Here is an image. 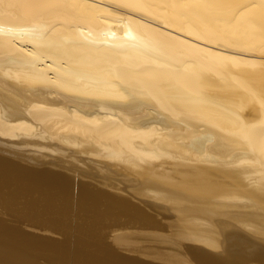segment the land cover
Listing matches in <instances>:
<instances>
[{
    "label": "bare ground",
    "instance_id": "1",
    "mask_svg": "<svg viewBox=\"0 0 264 264\" xmlns=\"http://www.w3.org/2000/svg\"><path fill=\"white\" fill-rule=\"evenodd\" d=\"M7 147L89 154L93 171H115L131 190L100 174L77 179L74 200L60 160L0 155V264H83L31 240L58 234L83 250L108 233L116 262L147 264L146 228L161 229L162 210L198 254L224 247L198 264L263 257L235 229L264 243V0H0ZM163 250L162 264L190 263Z\"/></svg>",
    "mask_w": 264,
    "mask_h": 264
},
{
    "label": "rangeland",
    "instance_id": "2",
    "mask_svg": "<svg viewBox=\"0 0 264 264\" xmlns=\"http://www.w3.org/2000/svg\"><path fill=\"white\" fill-rule=\"evenodd\" d=\"M45 143H40V146H42V145H44ZM47 145H48V143H47ZM44 146H46V144L44 145ZM43 146V147H44ZM49 146V145H48ZM50 146H53V145H50ZM14 147H12V149H13ZM82 148V147H81ZM80 147L79 148H77V151L78 150H82ZM5 149H7V151L5 150ZM9 148L7 147V148H4V149H1L0 148V155L3 157V156H5L6 158H8V159H14V161H18L19 162V160H20V163H21V160L23 159V162L21 163V164H23L24 162L26 163L25 165H28V166H32V167H34L35 165H41V164H39V162H41L40 160H43L44 158H45V161H46V165L45 166H48V167H50V165H51V161H54L55 159H57V160H60L61 161V163L59 162H56L55 163V161L54 162H52V164L54 163V164H57V165H61L62 166V169H60L59 167V169H57V167L55 168L54 167V169H57V170H61V171H63L62 173L63 174H65V175H75L76 177L78 176V177H80V178H76L75 176H71V178L73 179V177H74V180H70V181H74V185L72 184V182H70L71 184H72V187H71V190H72V192L74 193V194H72V196L74 197V200L76 199V189H77V179H79L78 180V182L80 181V180H82V182H85V181H88L89 179H91L90 177H92V178H94V179H97V180H99V179H101L100 178V176L101 177H103V176H105V177H103V178H106V176L108 177V178H110V179H112V178H114V179H116L115 181H116V183L119 185V182H120V185H121V183H122V186H120L121 188H124L125 190H131L130 188H128L127 186H128V183L129 182H127V183H125V181H123L122 182V176H120V174H118L117 172H111L112 173V175H111V173L110 172H108V170H107V172H104V171H98L97 169H96V171H98V172H96V171H93V170H95V166L91 163V162H93V161H95L94 159L96 158V157H92V156H90L89 154L88 155H86L85 153H78V154H76L75 152V154L73 155V153H69L68 152V158H64V157H66L67 156V153L66 154H58V153H56V154H54L53 155V152H49V150L47 149L46 150V148H42L41 150H43L42 152H40L42 155L44 154L45 155V157L44 158H38L37 157V155H35V153H37V154H40L39 153V151H36V150H34L32 147H28V149H22V151H20L19 150V147H18V149L16 150V148L12 151H10V149L8 150ZM33 149V150H32ZM64 149V148H63ZM76 149V148H75ZM67 150V149H66ZM65 150V151H66ZM69 150V149H68ZM67 150V151H68ZM5 151V152H4ZM17 151V153L15 154V152ZM19 151V152H18ZM36 151V152H35ZM25 152V153H24ZM34 152V153H33ZM7 153V154H6ZM14 153V154H13ZM30 153V154H29ZM32 153V154H31ZM23 154V155H22ZM53 156H52V155ZM70 154V155H69ZM29 157H27V156ZM47 155V156H46ZM50 155V156H49ZM62 155L64 156L63 157V159H62ZM72 155V156H71ZM76 155H78V156H76ZM0 156V157H1ZM31 156V157H30ZM35 158H34V157ZM59 156V157H58ZM74 156H76V157H74ZM24 157V158H23ZM55 157V158H54ZM58 157V158H57ZM61 157V158H60ZM69 157H71V158H69ZM73 157V158H72ZM17 158V159H16ZM21 158V159H20ZM28 158V159H27ZM34 158V159H33ZM36 158H38V160L36 159ZM88 158V159H87ZM91 158H94V159H91ZM19 159V160H18ZM26 159V160H25ZM30 159V160H29ZM34 160V161H32V160ZM54 159V160H53ZM66 159V160H65ZM76 159V160H75ZM96 159H98V158H96ZM25 160V161H24ZM36 160H37V162H36ZM49 160V161H48ZM69 160H70V163H69ZM90 160V161H89ZM91 160H93V161H91ZM104 160V159H103ZM44 161V160H43ZM48 161V162H47ZM65 163L66 161L69 163H63V162ZM105 161V160H104ZM36 162V163H35ZM79 164H78V163ZM88 162V163H87ZM101 162H103V161H101ZM105 162H108V161H105ZM27 163H30V164H27ZM47 163H49V165L47 164ZM63 163V164H62ZM71 163H72V165L74 166V167H77L78 166V169L76 168V169H73L74 167H69L68 168V165L70 166L71 165ZM74 163V164H73ZM80 163H82V164H80ZM91 163V164H90ZM108 163H110V162H108ZM94 164H95V162H94ZM101 164H103V163H101ZM66 165V166H65ZM109 165V164H108ZM80 166V167H79ZM85 166V167H84ZM93 166V167H92ZM51 167H53V166H51ZM67 167V168H66ZM89 167H90V169H89ZM71 168H72V170H71ZM93 168V169H92ZM79 169H83V170H79ZM70 170L72 171L71 173H70ZM86 170V171H85ZM92 170V171H91ZM80 173H79V172ZM83 171H84V173H83ZM74 172V173H73ZM84 174V175H82V173ZM91 172H93L92 174H94L95 175V172H96V174L97 175H95L96 177H98L100 174V176L98 177V178H96L95 176H89V174L90 175H92L91 174ZM102 172H103V174H106V175H103L102 174ZM77 173V174H76ZM89 173V174H88ZM114 173H115V175H114ZM85 174H87V175H85ZM108 174L110 175V176H108ZM117 174V175H116ZM120 177H122V178H120ZM115 176H116V178H115ZM88 177V178H87ZM119 179H118V178ZM84 178V179H83ZM86 178V179H85ZM102 178V179H103ZM113 179V180H114ZM121 179V180H120ZM75 180H76V182H75ZM120 180V181H119ZM89 181H91V180H89ZM70 184V185H71ZM125 184V185H124ZM73 186L75 187V189L73 188ZM125 186H126V188H125ZM130 187V186H129ZM128 188V189H127ZM74 190H75V192H74ZM109 190H111V189H109ZM131 193V192H130ZM76 194V195H75ZM126 194V193H125ZM133 195V194H132ZM133 200V199H132ZM134 201H136V199H135V197H134ZM150 210V209H149ZM163 211V210H162ZM160 212V213H163V212H165V211H163V212ZM151 212H153V211H151ZM159 213V219H160V221H162V223L163 222H165V224L161 227V229H159V228H156L157 226H154V225H151V224H149L150 226H148L147 228H146V230L148 229V228H150V229H148L147 231H149V233L152 231L154 234L153 235H150V241H149V238H148V240H147V243H145V245L147 246V249H146V252H145V254H146V257H139V256H137V257H139V259H141V260H143L144 262H146L147 264H162L160 261H156L155 259H154V257H155V255H156V250L158 249V251H159V249L161 248H164V250H163V255L164 256H169V255H173V256H177V257H180V259H181V261L182 262H185V260H188L186 257H188V258H190V263H188V264H198L197 262L198 261H201V259L202 260H207L206 259V255H208V253H210L211 252V254H209V256H208V258H215L216 260H217V258L218 257H220L219 256V253L223 250V248L224 247H222V248H219V249H213V250H208V249H206V248H204V249H206V251H209V252H204V251H201V250H199V252L201 253V254H203V255H201L200 253L198 254L197 252H198V250H197V248H199V249H201L202 248V246L200 245V244H198V243H194V242H192L193 240L191 239V235H189L188 233H187V230H188V228H183L182 229V231L181 232H179L178 230H177V227L179 226L177 223H178V221H177V218L174 216V218L171 220L170 218H171V216L169 217V215H167L166 214V212L165 213H163V214H160ZM164 215V216H163ZM165 220H171V222L172 223H174V224H177V225H175V226H165V225H167L168 223H169V221H165ZM22 225V228H23V230L24 229H26V228H24L25 226L26 227H28V225H25V224H21ZM24 225V226H23ZM154 227V228H153ZM180 227V226H179ZM33 228V227H32ZM35 228V229H34ZM32 230H37L38 228H36V227H34ZM73 228V227H72ZM110 228H114V227H110ZM110 228H108V229H110ZM137 229L136 230H138L139 231V229H140V231L142 230H144V231H146L144 228L143 229H141L140 227H136ZM28 229V228H27ZM30 229V228H29ZM26 231V230H25ZM72 231H74V228L72 229ZM106 231L108 232V230L106 229ZM129 231V230H128ZM155 231V232H154ZM235 231H236V234H239V236H240V238H243L244 237V239H246V240H249L250 242H251V244H252V247H253V249L255 250V249H261L262 248V246L264 245V243H262L261 241H260V239H259V237L257 236L256 238H251L247 233H246V231H244V230H242V229H235ZM37 232H39V231H37ZM75 232V231H74ZM151 232V233H152ZM105 234H107L106 232H104ZM47 234V233H46ZM52 234V232L50 233V234H48V235H51ZM112 234V233H111ZM73 235H77V236H79L78 235V233H73ZM53 237H55L54 239L55 240H49V241H43V240H41V238H33L32 240H31V242L34 244V247L36 248V249H38V250H43V248L41 247V245L42 244H45V248L47 249V250H50V251H52L56 246L55 245H57V244H61V245H63V246H67L65 249H67V248H69L68 250H66V251H68V253L69 254H73L77 259H78V261H80L81 263H83V264H129L128 262H130V261H120V260H117V262H116V259H115V257H114V251L112 250V251H110V252H108V249H109V247H111V248H114V249H116L117 251H118V249H117V247H116V245L114 244V243H112V241H110L109 240V238L111 239V238H113L112 237V235L111 236H109V233L106 235V237H108V238H105L104 239V241H93V242H90L91 240H89V241H86V242H90L89 244H87L84 248H83V250H82V244L81 243H79V242H77V241H72V240H70L69 239V237H67V240H60V235H58L57 234V236H56V234H54L53 235ZM52 237V238H53ZM58 238V239H57ZM223 238V237H222ZM235 238H237L236 236H235ZM225 241H226V239L225 238H223ZM157 241H166V244L164 243V242H157ZM111 242V243H110ZM170 242H173V243H175L176 245H178V246H176V245H174V244H171ZM148 243H150V245L148 244ZM157 243V244H156ZM161 246H160V245ZM165 245V246H164ZM231 245H235V242L232 240V239H230V246H229V250L230 251H232L231 250ZM163 246V247H162ZM154 247H155V249H154ZM186 252V253H185ZM234 252V251H233ZM187 254V255H184V254ZM206 253V254H205ZM204 254H205V256H204ZM245 255V257H243ZM243 256L242 255H239L238 257L239 258H237L238 260V262L240 261V260H243V261H241L240 263L241 264H258L259 262V264H264V256L262 257V255H260V257H258L257 256V254H250V256L249 257H247L246 258V255H248V254H244ZM72 256V255H71ZM204 256V259L203 258H201V257H203ZM210 256H212V257H210ZM214 256V257H213ZM240 256L242 257V258H240ZM257 256V257H256ZM253 257V259H251ZM45 258L46 257H39L38 258V260L40 261V263H42V264H46L47 263V261L45 260ZM243 258H246V259H243ZM260 258V259H259ZM262 258V259H261ZM130 259H132V258H130ZM250 259V260H249ZM257 261H256V260ZM177 260V259H176ZM246 260V261H245ZM253 260H254V262L256 261V263H254L253 262ZM245 261V262H244ZM251 263H250V262ZM263 261V262H262ZM253 262V263H252ZM240 263H238V264H240Z\"/></svg>",
    "mask_w": 264,
    "mask_h": 264
}]
</instances>
